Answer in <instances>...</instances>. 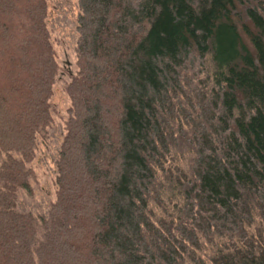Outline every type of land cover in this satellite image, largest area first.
I'll use <instances>...</instances> for the list:
<instances>
[{"label": "trees", "instance_id": "1", "mask_svg": "<svg viewBox=\"0 0 264 264\" xmlns=\"http://www.w3.org/2000/svg\"><path fill=\"white\" fill-rule=\"evenodd\" d=\"M56 198L23 211L58 65L48 0H0V264H264V0H77Z\"/></svg>", "mask_w": 264, "mask_h": 264}, {"label": "rangeland", "instance_id": "2", "mask_svg": "<svg viewBox=\"0 0 264 264\" xmlns=\"http://www.w3.org/2000/svg\"><path fill=\"white\" fill-rule=\"evenodd\" d=\"M78 13L77 0H48L46 24L58 65V75L50 99L52 124L44 137L37 138L35 158L30 164L33 171L31 192L18 194L19 208L36 216L45 215L56 198L55 161L65 135L70 107L66 85L70 76L77 71Z\"/></svg>", "mask_w": 264, "mask_h": 264}]
</instances>
